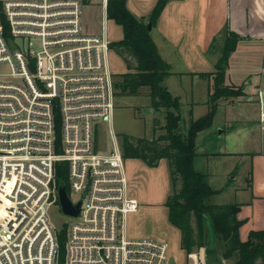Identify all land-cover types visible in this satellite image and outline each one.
<instances>
[{"label": "built area", "instance_id": "2783aa9c", "mask_svg": "<svg viewBox=\"0 0 264 264\" xmlns=\"http://www.w3.org/2000/svg\"><path fill=\"white\" fill-rule=\"evenodd\" d=\"M109 1L0 0V69L10 70L0 73V264H59L49 211L61 209L56 167L63 162L70 199L81 202L76 221L65 224V264H168L166 243L129 234L140 204L114 129ZM95 3L103 31L85 34L83 5ZM255 99L264 131L263 88ZM104 124L106 149L97 146Z\"/></svg>", "mask_w": 264, "mask_h": 264}, {"label": "crops", "instance_id": "0c3cea01", "mask_svg": "<svg viewBox=\"0 0 264 264\" xmlns=\"http://www.w3.org/2000/svg\"><path fill=\"white\" fill-rule=\"evenodd\" d=\"M158 1L127 0V5L137 18L148 21ZM106 27L111 41L122 39V28L109 21L107 15ZM151 36L159 54L170 67L164 86L173 96L179 97L182 104L185 102L188 105L192 116L198 107L205 114L209 111L207 101L213 76L202 74L215 73L226 39L230 36L238 38L226 70V84L243 86L245 95L242 97L255 104L256 111L249 115L243 108L233 106L218 122V107L212 127L222 144L214 151L202 154L210 158L239 159L238 164H229L227 170L221 173L225 180L223 185L217 180V172L208 171L206 179L210 187L218 192L214 197H220L227 190L234 194L233 203L228 204L241 206L238 218L245 222L241 237L246 240L250 231L264 230V131L259 125L255 99L257 89H264V0H168L152 28ZM253 80L257 82L254 84ZM197 97L200 100H196ZM226 100L234 103L235 98ZM215 124L218 125L215 127ZM202 133L196 139L198 155V141ZM197 160L198 156L194 160V168L199 171ZM247 163L250 169L246 183L238 184L236 172L239 164L246 167ZM126 167L130 194L140 204L132 219L151 215L157 207H164L168 218L166 202L173 193L168 161L163 159L157 167L151 168L141 160L130 159L126 160ZM162 182L167 188L158 197L154 188ZM146 185L147 188L144 187ZM151 186L154 188L150 189ZM129 222L130 218L128 229ZM171 233L178 237L181 248L180 231L174 227ZM133 236L142 237L140 233Z\"/></svg>", "mask_w": 264, "mask_h": 264}, {"label": "trees", "instance_id": "16d2710c", "mask_svg": "<svg viewBox=\"0 0 264 264\" xmlns=\"http://www.w3.org/2000/svg\"><path fill=\"white\" fill-rule=\"evenodd\" d=\"M168 0H159L148 21L137 18L128 8L127 0H110L107 7L109 21L120 26L122 39L111 42V50L119 55L127 72L115 74V95L139 96L142 89L148 90L151 105L155 110L165 109V124L154 122L152 139L137 138L121 134L122 150L126 160H141L148 167H157L161 160L169 163L173 193L168 197L169 222L181 233V248L187 254L203 247L202 230L210 218L215 239L222 257L232 264H262L264 256V230L250 231L247 239L241 237L245 224L238 218L239 204H212L218 194L207 182L206 175L196 171L194 160L198 156L196 139L199 133L213 126L219 101L244 96L243 86L226 84V70L231 53L236 49L238 38L226 39L222 55L216 64V72L202 74L212 77L207 105L209 111L197 120H191L186 134L181 133L182 103L164 86L170 75V67L159 54L157 45L148 30V23L154 26ZM130 56L132 61L128 58ZM158 129L162 134L156 135ZM56 184L65 186L68 193V165L59 163L56 167ZM66 227L58 233L59 264H65Z\"/></svg>", "mask_w": 264, "mask_h": 264}, {"label": "rangeland", "instance_id": "374dc122", "mask_svg": "<svg viewBox=\"0 0 264 264\" xmlns=\"http://www.w3.org/2000/svg\"><path fill=\"white\" fill-rule=\"evenodd\" d=\"M105 20L104 11L99 3L95 4H85L82 9V26L85 34L97 35L102 33L103 25ZM113 42V40L111 41ZM128 56V55H127ZM130 59L131 57L128 56ZM111 66L115 74L122 72H127L126 65L123 62L122 58L111 50ZM134 64L133 59H130ZM0 73L8 74L10 70L8 66H2ZM117 79V78H115ZM256 80H253L252 83H256ZM148 90L146 88L142 89V94L139 96H123L116 97V109L114 115V129L118 134V137L121 140V134L129 135L137 138H148L152 139L154 137L153 126L154 122L158 121L159 126L165 124V109L155 110L151 105L150 97L147 95ZM252 93V91H251ZM200 100L199 97L195 98ZM233 106L238 107V109L243 108L245 112L249 115H253L256 111L255 104H252L248 101L246 97L235 98L234 103L228 102L226 99L219 101V115L217 117L218 122H220L228 110H232ZM227 110V112H226ZM182 121L180 124V131L183 134H186L188 127L192 118L198 119L205 115L203 109L200 107L194 112L193 116L190 114L188 105L183 102L181 108ZM60 119L58 116V125L60 129ZM218 124H215V127ZM110 127L109 125H102L98 127L97 131V146L102 149L108 148L110 145ZM163 131L158 129L156 135L162 134ZM224 139H222L223 141ZM220 142V141H219ZM217 135L214 134L213 127L203 131L200 135L198 141V160L196 168L199 171H202L205 175L208 171H214L218 173L217 180L220 182V185L224 184V178L221 176V173L227 170L229 164L236 165L239 162V159L233 158H210L209 155H204L202 152L210 153L214 151L216 147L220 146L222 143H219ZM233 144V137L232 143ZM243 167L244 165L239 164V168L236 173H238V184H245L246 178L249 175V166ZM232 178V176H230ZM147 188V185L144 186ZM154 187L151 186L150 189ZM164 182L160 186L154 188L157 190L158 197L166 190ZM74 197V195H73ZM234 194L229 190L225 191L220 197H213L211 199L212 204H228L233 203ZM49 217L52 224L56 229L61 230L65 224L74 223L76 220L62 213L60 207L53 206L49 211ZM129 229L130 235L132 237L134 233H140L142 237L140 238H151L164 242L168 246V264H232L230 261L225 260L222 257V254L219 250L218 244L215 239V233L213 229L212 222L210 218L204 223L202 230L204 246L196 249L191 254H185V252L180 248L178 237H174L173 233L174 227L169 222L166 217V209L164 207H157L155 212L151 215H147L142 218H133L132 215L129 216ZM132 219V223H131ZM163 238V239H161ZM172 253V254H171ZM172 257V258H171Z\"/></svg>", "mask_w": 264, "mask_h": 264}, {"label": "water", "instance_id": "95a60500", "mask_svg": "<svg viewBox=\"0 0 264 264\" xmlns=\"http://www.w3.org/2000/svg\"><path fill=\"white\" fill-rule=\"evenodd\" d=\"M148 30L151 32L153 25L151 22L148 23ZM59 199L61 205V211L63 214L70 217H78L81 209V202L74 204L69 196V193L66 190L65 186L59 187Z\"/></svg>", "mask_w": 264, "mask_h": 264}]
</instances>
